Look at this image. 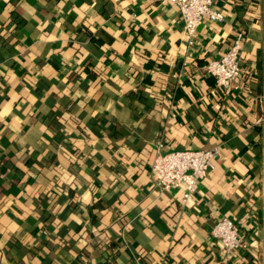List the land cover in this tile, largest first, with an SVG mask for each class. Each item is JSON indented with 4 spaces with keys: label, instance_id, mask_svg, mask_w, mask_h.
<instances>
[{
    "label": "crops",
    "instance_id": "crops-1",
    "mask_svg": "<svg viewBox=\"0 0 264 264\" xmlns=\"http://www.w3.org/2000/svg\"><path fill=\"white\" fill-rule=\"evenodd\" d=\"M214 7L186 56L167 0H0V264H264V0ZM237 31L225 91L203 65ZM160 141L219 150L185 205L153 183Z\"/></svg>",
    "mask_w": 264,
    "mask_h": 264
},
{
    "label": "built area",
    "instance_id": "built-area-1",
    "mask_svg": "<svg viewBox=\"0 0 264 264\" xmlns=\"http://www.w3.org/2000/svg\"><path fill=\"white\" fill-rule=\"evenodd\" d=\"M176 5L183 21V38L186 56L194 45L197 27L203 18L214 23L224 20L221 10L214 7V0H167ZM245 33L237 31L228 49L219 58L210 59L203 65L206 73L214 77L215 84L228 91L240 75V52ZM264 101V93L258 95ZM162 142H158L150 164L154 185L160 191L183 186L181 201L185 205L193 199L197 183L213 168L219 155L217 147L204 149H179L162 152ZM212 237L225 253L246 250L248 245L240 236L235 222L228 217L217 219L211 227Z\"/></svg>",
    "mask_w": 264,
    "mask_h": 264
},
{
    "label": "trees",
    "instance_id": "trees-1",
    "mask_svg": "<svg viewBox=\"0 0 264 264\" xmlns=\"http://www.w3.org/2000/svg\"><path fill=\"white\" fill-rule=\"evenodd\" d=\"M64 191V190H63ZM63 191H61V193L63 192ZM59 192H57L56 194H58Z\"/></svg>",
    "mask_w": 264,
    "mask_h": 264
}]
</instances>
